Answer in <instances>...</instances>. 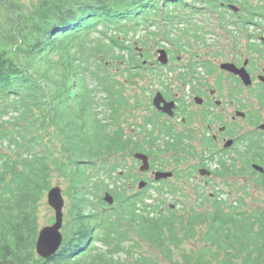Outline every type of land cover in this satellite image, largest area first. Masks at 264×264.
Here are the masks:
<instances>
[{"label": "trees", "instance_id": "trees-1", "mask_svg": "<svg viewBox=\"0 0 264 264\" xmlns=\"http://www.w3.org/2000/svg\"><path fill=\"white\" fill-rule=\"evenodd\" d=\"M190 1L0 0V142L8 141L10 148L0 152V187L8 190L0 198V264H160L143 254L122 258L125 252L132 255V235L171 260L170 245L195 236L203 223L208 228L200 254H185L174 264H264V210L248 213L215 197L211 209L193 208L184 217L171 204L165 208L163 200L149 203L150 194H127L124 182L110 187L103 177L118 202L111 208L100 198L98 207L90 198L87 166L131 143L118 125L119 110L128 102L108 69L116 61L133 71L130 78L143 71L140 57L130 56L129 39L141 25L162 19L189 23L173 10L223 6L219 0ZM262 12L250 11L249 22L256 23ZM51 127L60 141L55 152L44 141ZM148 137L150 152L156 153L159 137L153 132ZM172 147L178 151L177 144ZM53 171L70 180L72 205L63 244L47 259L35 245L38 204L52 185ZM103 172L112 170L103 167L98 175Z\"/></svg>", "mask_w": 264, "mask_h": 264}, {"label": "rangeland", "instance_id": "rangeland-1", "mask_svg": "<svg viewBox=\"0 0 264 264\" xmlns=\"http://www.w3.org/2000/svg\"><path fill=\"white\" fill-rule=\"evenodd\" d=\"M19 1L25 4L32 2V0ZM244 1L252 7L245 5ZM219 2L223 5L221 11L202 9V11L195 13L192 7H182L181 9L173 10L175 14L187 17L189 23L185 21L171 23L168 19L159 20V24H151L149 21L148 24L141 25L138 32L130 33L129 39L133 43L130 56L140 57L141 62L144 64L143 71L136 75L133 74V78L129 77L133 71L125 70L126 64L124 63H121L118 67V63L115 61L114 65L108 69V72L118 81L116 90L122 91L128 102V105H123L119 110L118 125L124 128L125 134L131 138V143L125 151L112 152L108 157L106 156L108 158L107 161L97 160L87 166V172L92 175V183L90 184L92 193L90 198L95 201L98 207H101L99 200L106 196V192L109 191L113 195L107 186L101 183L100 177H103L104 182L108 183L110 187L124 182L127 194H135L137 192L150 194L151 197L146 198L149 203L163 200L165 208H168L171 204L184 217H187L193 208L198 211H204L213 207L211 197L208 199L205 195H199L200 192L202 194H210L211 192L220 191L217 196L220 195L228 203H232L239 210L248 213L257 209L264 210V186L255 184L257 174L254 172L251 175H247L246 178H239V176L234 174L235 176L229 179L230 181L233 180V183L226 185L220 182L214 189L208 187L204 190H192L184 187L183 181H179L177 184L181 189H173L172 186L168 187L165 185L139 188V180L144 175L140 171V162L134 157V153L136 151L146 152L144 149H150V145L147 143V139H149L147 128L149 125L146 122V118L154 111L152 98L156 90L164 88L163 86L167 84L165 79L168 77L171 79L169 80V85L175 86L173 76L180 70L184 60L200 58L199 60H206L210 63L215 61L219 64L222 61L226 63L236 58L243 64L246 59H249L250 70L255 75V78L264 71V45L259 40V35L264 36V0H219ZM228 2L238 6V12L229 8ZM170 11H172V7H170ZM250 11L255 13L263 11V16L256 17L254 19L256 23L249 22ZM141 38L143 42L138 41ZM161 49H165L168 53L169 61L166 64H161L159 61L158 57ZM180 57H183L184 60L180 61ZM163 76L165 79L162 78ZM8 118V116H5V119ZM54 130L55 128L51 127L52 135H46L44 141L47 142V148H51L55 152L60 150V141L54 138ZM38 132L43 133L41 130ZM166 140V137L162 136L155 144L157 152H154L152 157L156 164H162L169 170L174 168L178 170L182 166L194 162L190 155L187 162L177 163L174 158L178 156V151L172 147L175 143L166 142ZM7 142H0L1 153L10 151ZM138 144L142 146L143 150L136 149L135 146ZM164 146L170 147L165 149ZM19 152L21 150L17 151V153ZM103 167L107 170H112L111 175H106L104 172L98 175V170H102ZM121 176L124 177L120 178ZM93 182H97L100 187H93ZM51 184V187L59 185L63 190L65 198V227L71 217V182L66 176L53 171ZM47 192H45L38 204V232L44 226L52 224L55 217V211L47 199ZM7 194L8 190H3L0 187V198ZM113 202L117 203L118 201L113 200ZM64 227L63 233L65 235ZM207 228L208 224L206 223L198 224L195 236L183 239L178 246L171 244V260L162 255L159 249L150 246L144 241L141 242L139 238L132 235V239L129 241L132 255L127 257L125 252L122 253V258L132 261L138 255L143 254L154 258L160 264H174L176 260L182 261L185 258V254H200L205 243L203 235ZM211 247L214 248V246ZM222 256L223 253H220V257Z\"/></svg>", "mask_w": 264, "mask_h": 264}, {"label": "flooded vegetation", "instance_id": "flooded-vegetation-1", "mask_svg": "<svg viewBox=\"0 0 264 264\" xmlns=\"http://www.w3.org/2000/svg\"><path fill=\"white\" fill-rule=\"evenodd\" d=\"M227 5L231 8L230 2ZM259 40L264 45V36L259 35ZM199 59L180 57L184 62L173 76L175 86L169 85V77H162L167 84L156 90L152 98L154 111L146 118L149 136L153 132L159 140L165 136L166 142L178 145V156L174 158L177 163L187 162L190 155L194 162L169 170L156 164L150 149H144L147 153L139 152L149 156L150 166L142 172L139 184L145 182V188L165 185L181 189L177 184L183 181L184 187L192 190L214 189L220 182L230 185L233 180L229 179L235 175L246 178L254 172L255 184L264 186V171L255 167H264V81L260 79L264 71L255 78L249 59L243 64L236 58L228 61L246 67L252 83L245 85L239 74L221 67L224 61L217 64ZM158 92L166 101L174 102L173 113L153 105ZM161 126L164 128L160 130ZM158 171L171 175L157 177ZM218 192L208 195L219 198Z\"/></svg>", "mask_w": 264, "mask_h": 264}, {"label": "water", "instance_id": "water-1", "mask_svg": "<svg viewBox=\"0 0 264 264\" xmlns=\"http://www.w3.org/2000/svg\"><path fill=\"white\" fill-rule=\"evenodd\" d=\"M231 7L238 11L239 7L236 5H231ZM159 61L163 64L168 63V53L165 49H161L159 51ZM223 69L235 72L241 76L244 83L246 85H250L252 83V78L246 67H238L235 63L226 62L221 65ZM261 80L264 81V75L260 77ZM154 105L165 112L173 113V109L175 108L173 101H166L161 92H158L153 100ZM135 157L142 161V165L140 167L141 171H147L149 169V156L143 152H136ZM256 168L264 171V167L260 165H255ZM158 176H168L171 175V172H157ZM160 175V176H159ZM145 182H141L139 187L143 188L145 186ZM105 201L109 204L113 203L114 197L108 191L106 192V196L104 197ZM48 202L50 206L55 211V218L52 224L46 225L38 233L36 239V252L42 258H51L54 256L59 249L61 248L64 241V234L62 232L63 222H64V207H65V198L63 196V190L61 186H54L48 192ZM174 206V205H173Z\"/></svg>", "mask_w": 264, "mask_h": 264}]
</instances>
